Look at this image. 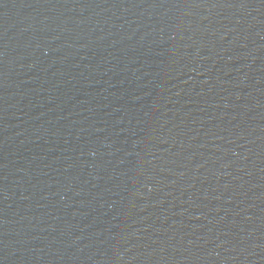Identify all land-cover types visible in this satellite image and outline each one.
Listing matches in <instances>:
<instances>
[{"label": "water", "instance_id": "95a60500", "mask_svg": "<svg viewBox=\"0 0 264 264\" xmlns=\"http://www.w3.org/2000/svg\"><path fill=\"white\" fill-rule=\"evenodd\" d=\"M0 264H264V0H0Z\"/></svg>", "mask_w": 264, "mask_h": 264}]
</instances>
